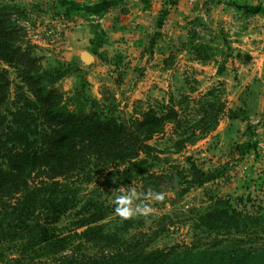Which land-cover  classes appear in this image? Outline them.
<instances>
[{"label": "rangeland", "instance_id": "obj_1", "mask_svg": "<svg viewBox=\"0 0 264 264\" xmlns=\"http://www.w3.org/2000/svg\"><path fill=\"white\" fill-rule=\"evenodd\" d=\"M2 1L22 9L14 20L25 28L23 45L33 47L44 67L65 72L54 87L69 108L89 111L90 100L95 99L105 112L126 122L141 119L149 109L163 113L174 108L180 121L167 125L149 141L151 152L139 158L146 162L142 166L147 171L131 181L125 172L119 173L131 168L128 163H104L91 169L90 175L60 180L71 190V208L51 227L67 238L64 251L52 255L41 247L25 252L19 237L28 239L36 232L17 229L0 240V264H66L64 258L83 264L88 257L133 245L140 249L147 244L148 252L195 242L206 245L223 237L207 232L202 223L203 215L220 199H242L238 204L242 211L264 215V22L245 11L251 8L248 0H195L202 10L214 5L212 15L217 23L211 25L204 11L195 19L183 18L186 24L175 45L172 35L157 24H125L99 50V54L106 52V61L98 55L96 62L86 65L66 60L62 53L68 32L81 20L80 11L90 8L83 5L88 0ZM98 1V10L114 11L119 23L130 20L129 7L137 8L136 0ZM224 2L244 8L243 14L230 12L227 27L220 24L223 13L218 11ZM166 5L173 9L177 0ZM241 27L242 47L226 46L222 37L226 29ZM236 49L241 59L236 58ZM250 51L255 54L248 61L245 54ZM116 57L123 58L120 64L115 63ZM2 65L9 71L14 100L20 79L14 68ZM253 71L260 79L251 78ZM252 88L259 91L257 96L249 92ZM233 124L235 129L230 130ZM129 188L143 194L136 203L150 205L151 215L129 220L114 215V198ZM150 192L164 193V201L144 199ZM22 196L15 194L9 201L16 203ZM101 215L105 217L89 224ZM90 227L100 231L88 232ZM101 233L107 236L102 239Z\"/></svg>", "mask_w": 264, "mask_h": 264}, {"label": "trees", "instance_id": "obj_2", "mask_svg": "<svg viewBox=\"0 0 264 264\" xmlns=\"http://www.w3.org/2000/svg\"><path fill=\"white\" fill-rule=\"evenodd\" d=\"M21 10L0 0V240L25 229L36 232L28 239L19 237L25 252L43 247L56 255L67 247V238L56 234L51 224L71 208L72 200L71 190L60 180L90 175L91 169L104 163H128L132 169L119 173L125 172L130 181L144 174L147 169L142 165L146 162L140 156L151 152L149 141L154 136L180 121V113L174 108L163 113L149 109L141 119L126 122L105 112L95 99L90 100L89 111L72 110L54 87L65 72L44 67L33 47L23 45L25 28L14 20V14ZM100 56L106 61V52ZM116 59V64L123 60ZM2 64L14 68L20 79L14 100L12 80ZM15 194L23 196L10 203ZM241 202L238 198L220 199L203 215L207 232L223 236L206 245L195 242L149 252L147 244L140 249L133 245L124 251L88 257L82 263L264 264V215L242 211L238 207ZM104 217H93L89 224ZM91 230L100 231L97 227L88 232ZM106 236L101 233L102 239ZM76 260L64 258L62 263H78Z\"/></svg>", "mask_w": 264, "mask_h": 264}, {"label": "crops", "instance_id": "obj_3", "mask_svg": "<svg viewBox=\"0 0 264 264\" xmlns=\"http://www.w3.org/2000/svg\"><path fill=\"white\" fill-rule=\"evenodd\" d=\"M169 0H153L151 3L148 0H136L133 4L137 6V8L133 9L129 7L130 10V20H126L119 23V20L115 18L114 11H100L98 10L99 1L98 0H88L83 5H87L90 8H86L85 10L80 11L81 20L78 22L77 27L74 31L68 32L65 40L64 46H66L65 53L62 55L66 56V60H76L78 63L82 65H86L91 61L96 62L98 60V53L101 48H106V46L112 42L115 35H119L118 31L121 26L125 24L131 26L133 25H142V26H151L155 25L163 28V31H167L172 35L173 44H178L179 42V35L181 33L182 27L186 23L183 22V18L190 17L189 19H195L196 16H202L201 13L204 11L205 19H209L210 24L214 25L217 23V20L214 18L213 9L214 5H209L211 7L210 10L208 9H200L198 4L195 0H177V5L173 9L171 6L166 5ZM175 1V0H174ZM263 1V2H261ZM249 4L251 5L250 9H245L248 11V15L254 18H261L262 22H264V13L260 12V9L264 11V0H248ZM154 3V4H153ZM170 4V3H169ZM139 5V6H138ZM98 6V7H97ZM223 15H220L221 21L220 24L224 26L229 25V15L230 12L232 14L241 13L243 14L244 8L239 7V4H229L228 2H224L218 5ZM229 6V9L227 7ZM188 8V9H187ZM258 8L259 10H256ZM219 11V12H220ZM104 12L103 15L98 13ZM155 19V22L152 20ZM125 25V26H127ZM134 27V26H133ZM252 29V27H250ZM240 30V31H239ZM239 30L230 31L226 29L227 33L225 36L222 35L224 38V43L226 46L234 45L235 47L241 45V37H239V32L242 33L244 27ZM264 30V28H262ZM225 32L224 30L222 31ZM228 33L231 35L229 36ZM178 46V45H177ZM236 58L241 59V52L239 49H236ZM252 51L250 53H246L245 55L249 59L254 55ZM63 58V57H62ZM62 60V59H61ZM220 74V73H219ZM251 78L253 80L260 79V74L253 71L250 73ZM253 95L257 96L259 91H256L255 88L249 91ZM230 130L235 129V124H233ZM237 130V127H236ZM233 133V131H232Z\"/></svg>", "mask_w": 264, "mask_h": 264}, {"label": "clouds", "instance_id": "obj_4", "mask_svg": "<svg viewBox=\"0 0 264 264\" xmlns=\"http://www.w3.org/2000/svg\"><path fill=\"white\" fill-rule=\"evenodd\" d=\"M121 194L114 198V215L122 220H129L138 216L147 217L151 215L154 209L145 203H136L140 200L142 193H138L135 188H129L127 191L120 190ZM144 199L155 200L162 202L165 199V194L162 192H150Z\"/></svg>", "mask_w": 264, "mask_h": 264}]
</instances>
